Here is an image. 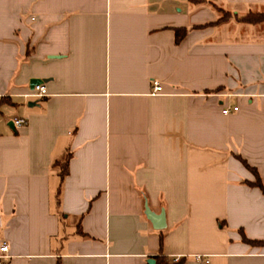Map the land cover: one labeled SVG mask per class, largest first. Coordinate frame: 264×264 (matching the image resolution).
Masks as SVG:
<instances>
[{
	"label": "crops",
	"instance_id": "obj_1",
	"mask_svg": "<svg viewBox=\"0 0 264 264\" xmlns=\"http://www.w3.org/2000/svg\"><path fill=\"white\" fill-rule=\"evenodd\" d=\"M251 14L264 0H0L3 264H264L244 241L264 242V193L242 162L264 185Z\"/></svg>",
	"mask_w": 264,
	"mask_h": 264
},
{
	"label": "trees",
	"instance_id": "obj_2",
	"mask_svg": "<svg viewBox=\"0 0 264 264\" xmlns=\"http://www.w3.org/2000/svg\"><path fill=\"white\" fill-rule=\"evenodd\" d=\"M229 15L225 14V16L219 20L218 22H216L215 24H219L221 22H223L224 20L228 19ZM264 19V17L260 14L256 15V14H251L249 16H246L244 18H241L240 21L246 22V23H259ZM176 31V43H180L183 38L186 36L187 34V30L186 29H177ZM10 103V101L6 98H2L0 99V111H1V107L5 104ZM69 159L70 156H68L67 160L63 163H57L56 165L59 167L60 169V178H61V183L64 182L65 178L67 177L68 173H69ZM242 162L245 164V166L247 167L248 170H250L256 177V182L254 183H249L247 182V184L251 187H257L259 189H261L264 193V185L262 184L261 178L259 176V173L257 172V170L255 168H252L249 166V164L242 159ZM60 191V190H59ZM163 240V237H162ZM244 241H246L247 243L251 244V245H255V246H262L264 245V242H258V241H250L247 238L244 237ZM156 264H180V263H173L171 262L167 257H165L163 254L157 256L155 258Z\"/></svg>",
	"mask_w": 264,
	"mask_h": 264
},
{
	"label": "built area",
	"instance_id": "obj_3",
	"mask_svg": "<svg viewBox=\"0 0 264 264\" xmlns=\"http://www.w3.org/2000/svg\"><path fill=\"white\" fill-rule=\"evenodd\" d=\"M163 92V86L159 81L153 82V94H161ZM45 95V89L42 86H36L34 91L28 95V97L31 98H41ZM235 111H238V108L234 109ZM230 112L229 109L223 110L224 114H228ZM26 123L24 119H18L15 118L14 124L17 127H21ZM9 252V243L7 241H3L0 246V264H3V260L7 259ZM175 261H178L177 259ZM199 264H209L208 259H204L203 257H198Z\"/></svg>",
	"mask_w": 264,
	"mask_h": 264
},
{
	"label": "water",
	"instance_id": "obj_4",
	"mask_svg": "<svg viewBox=\"0 0 264 264\" xmlns=\"http://www.w3.org/2000/svg\"><path fill=\"white\" fill-rule=\"evenodd\" d=\"M44 84V81L41 79H32L30 82L31 89L34 90L36 86H41ZM147 216L154 225V228L157 230H162L165 226V213L154 214L149 209H147ZM149 264H156L154 258H151L148 262Z\"/></svg>",
	"mask_w": 264,
	"mask_h": 264
},
{
	"label": "rangeland",
	"instance_id": "obj_5",
	"mask_svg": "<svg viewBox=\"0 0 264 264\" xmlns=\"http://www.w3.org/2000/svg\"><path fill=\"white\" fill-rule=\"evenodd\" d=\"M5 110L8 111L10 117H11V120L10 122L14 121V118L15 117H19L20 115V111L17 110L16 108H13V107H7Z\"/></svg>",
	"mask_w": 264,
	"mask_h": 264
}]
</instances>
